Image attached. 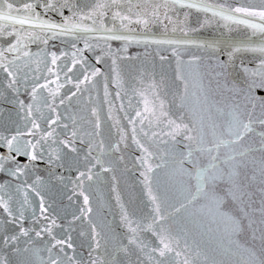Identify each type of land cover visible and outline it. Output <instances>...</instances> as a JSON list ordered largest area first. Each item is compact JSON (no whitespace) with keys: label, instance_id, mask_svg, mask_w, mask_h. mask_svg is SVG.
<instances>
[{"label":"water","instance_id":"water-1","mask_svg":"<svg viewBox=\"0 0 264 264\" xmlns=\"http://www.w3.org/2000/svg\"><path fill=\"white\" fill-rule=\"evenodd\" d=\"M9 2L15 8L22 7L26 0ZM27 2L35 3L43 18L61 22L56 13L43 16L39 7L42 0ZM197 2L216 10L223 5L224 15H236L249 23L237 24L214 16L212 11L176 6L177 14L169 11L172 22L167 29L159 23L147 28L132 24L135 31L122 30L130 37L127 42L105 41L101 38L108 35L105 32L77 31L58 35L47 44L23 39L16 51H5L0 56V64L14 71L20 81V91L14 94L7 89L11 78L0 68V136L10 138L17 129L24 133L19 137L22 154L12 155L20 165H28L12 175L7 169L14 171L15 165L6 163L5 171L0 172V264H51L53 259L57 264H244L253 258V252L255 258H261L264 149L260 140L264 125L259 120L264 119V89H249L246 81H259L260 77H250L241 67L243 61L249 73L256 72L260 54H240L229 68L230 75H218L222 69L215 58L209 59L210 52L185 41L218 40L222 48H227L252 33L257 34L253 36L257 40L264 20L228 9L250 7L259 11L264 0ZM151 3L163 4V0ZM171 8V0L166 8L161 7V20L163 12ZM0 11L9 10L5 5ZM63 11L65 16L72 15L67 9ZM73 22L100 27L99 22L93 25L91 20ZM5 23L0 21V26ZM105 23L112 27L110 18ZM115 23L119 28L120 22ZM200 23L205 26L199 32L188 31ZM252 24L257 27L252 28ZM182 28L188 31L187 36ZM33 31L42 39L52 35ZM85 41L93 47L86 48ZM9 42H14V37L0 38V51ZM77 49L83 59L80 54L73 57ZM52 53L58 57L56 65L51 63ZM97 57H102L99 63ZM13 60L14 64L9 65ZM227 60V55L219 56V61ZM94 69H99V74L92 76ZM86 75L88 81L84 80ZM42 84L47 88L33 100V86ZM17 95L25 105L32 106L30 114L26 107L20 109L14 99ZM145 97L154 101L155 116L144 113ZM161 102L169 117H182L178 123L195 126L204 143L189 141L183 133L175 139L168 135L167 118L160 116ZM137 111L148 115L151 125L148 120L141 124ZM233 113L240 115L244 123L249 122L251 113L253 121V131L237 145L227 143L234 139L227 130ZM157 117L163 122L157 123ZM33 122L39 127L34 128ZM217 136L225 141L218 152L212 143ZM0 145V155H8L6 143L0 140ZM33 145L40 157L34 162L23 154L31 153ZM200 148H212V155L219 156L215 161L221 170L215 185L221 196L219 207L225 215L242 221L244 228L238 235L226 229L214 206L196 192L193 160L196 168L210 163L207 152ZM241 152L245 154L239 155ZM233 156L235 160L230 159ZM233 179L241 185L235 196L230 192ZM42 204L46 212L41 211ZM14 235L17 240L5 244L4 238ZM162 239L173 249L163 257L159 254ZM57 240L66 243L57 244Z\"/></svg>","mask_w":264,"mask_h":264},{"label":"snow or ice","instance_id":"snow-or-ice-1","mask_svg":"<svg viewBox=\"0 0 264 264\" xmlns=\"http://www.w3.org/2000/svg\"><path fill=\"white\" fill-rule=\"evenodd\" d=\"M84 6H81V0H64L63 3H61V0H42V4L39 5L43 9V16H47L49 12L56 13L61 17V22H55L53 20L45 19L42 17V13L39 11H36L37 5L33 2H24L22 4V7H15L14 4L9 2V0H0V9L3 8V6L6 5L7 9L9 10L7 13H4L3 11H0V21H5L6 23L3 26H0V38H7V37H14V42H9L6 49L3 51H0V56L4 55V52L7 51L9 53L14 52L17 50L18 45H21L23 39H27L32 43H36L37 41H40L44 44L48 43L49 39L56 38L58 35L63 34H71L74 32H83V33H90V32H105L108 33L107 36L101 37L105 41L108 40H122V41H129L130 37L125 36L122 34L123 31L133 32L135 31L134 28L130 27L132 24L136 25H143L144 28H147L149 24H162L165 29H167L168 24L171 23V17L169 16V11H171L174 15L176 13V6H179L180 8H189V9H197L202 10L203 12L207 13L209 11L213 12V15H220L225 20H232L233 22L237 24H248L249 21L246 19H241L236 15H224V7L223 5L217 6L218 10L210 8L208 5L203 4L202 2H197V0H188L187 3L184 2V0H171V4L173 8L168 9L167 11L163 12V20L160 19V9L161 7H167L169 4V0H163V4L159 3H151V0H83ZM90 5V6H89ZM151 5V11L148 10V6ZM64 9H67L69 12L72 13L71 16H65L64 15ZM135 9V11H134ZM15 12V14H13ZM228 12L241 14L244 17H255L259 16L262 20H264V7H262L259 11L252 9L250 7H236V8H229ZM187 15V14H186ZM135 17V19H133ZM107 18H110V22L112 23V27H107L105 20ZM83 21V20H91L93 25H96L99 22L100 27H90L87 25H84L83 23H75L73 21ZM116 21L120 22V27H116ZM167 21L168 23H165ZM27 26V27H25ZM205 25L203 23H200L197 27H191L188 29V31H191L193 33L199 32L202 27ZM252 28H256L257 25L252 24L250 25ZM34 29H39L41 32H50L51 36H45L43 39L41 36L36 35L34 33ZM23 30V32L21 31ZM59 30V31H57ZM175 30V29H173ZM184 31L185 36L188 35V31L185 29H181ZM259 35L257 37V40H253V36H256V33H252L251 35L246 36L242 40L234 41L230 43L227 48H222L221 43L218 40H204L202 42H197L193 40L185 41L186 43H194L197 47L204 49L206 51L210 52L209 59L215 58L218 61L219 67H221L222 72L218 73V75H224L228 76L230 75L229 68L232 67L235 64V60L238 55L243 53H259L260 54V63H259V69L256 72L249 73V69L243 65V61H241V67L243 68V71L247 74H249L250 77H256L259 76L260 79L257 81L256 79H249L246 81V84L249 89L252 87H259L261 89H264V26L259 27ZM24 33H28L27 36L24 35ZM158 43H179L177 41H159ZM85 47L88 49H91L93 46L88 44L87 41H85ZM110 47V46H109ZM73 48H75V44H73ZM77 54H80L81 59H83L81 50L77 49L76 52L72 53L73 57H76ZM24 55H29V53L25 52ZM114 55V54H113ZM220 55H227L228 60L227 61H219ZM52 60L51 63L53 65H56L58 57L55 53L51 54ZM16 59H19V57H16ZM102 57H97V63L100 62ZM161 59H164V57H161ZM115 63V61H113ZM13 61H9V65H13ZM0 68H3V70L7 73L8 77L11 79L8 81L7 89L11 90L14 94H18L20 89L17 86L20 81L16 78V73L14 71H11L8 66L4 64H0ZM49 72L52 71V69H48ZM71 71V69H69ZM99 74V69H94L92 72V76H95ZM39 79V78H37ZM85 81L89 80V77L86 75L84 77ZM187 85H185V88ZM47 88V84L42 85H34L31 92H32V99L35 100L37 97V94ZM77 91L80 90L79 84L76 86ZM141 96H143V93H141ZM14 99L16 103L19 105L20 109L23 110L25 107L29 110V114L31 113L32 106L25 105L23 100L18 99V95L14 96ZM156 99H159L158 95H156ZM63 99L60 101V103H63ZM152 104V108H149V104ZM144 113H149L151 116H155V103L154 101L150 102L145 97L144 98ZM160 116L167 118L166 126L169 129L168 135L172 136L173 139H175L176 135H179L180 133H183L185 138L189 141L198 142L199 144H203L204 140L203 137L200 134V131L193 127H189L188 124L185 123H178L177 120L182 121V117H177L176 119H172L168 116V113L163 111V102L160 103ZM144 113L137 111L135 113L136 117H142V119L139 121L141 124L144 123V120H148L149 124L151 125L152 120L149 119L148 115H145ZM231 119L227 122V130L228 133L234 137V139L228 141L227 143L231 145H237L241 141L245 139V136L248 133H251L253 131L251 124V113H249V122L244 123L240 119V115L238 114H230ZM130 123H135L133 120H129ZM163 121L157 117V123H162ZM52 123H56V121H52ZM259 123L264 125V119H260ZM33 127H39V125L35 124L33 122ZM143 131V129H141ZM133 132H135V129H133ZM196 132V135L193 136L191 133ZM34 135V133H31ZM24 135L23 132L19 131L17 129L16 135H12L10 138H6L3 136H0V140H3L6 143V146L9 150L8 155H0V172L5 171V165L6 163H12L15 165V170L13 171L12 168H8L7 171L11 172L12 175H17L21 172L22 168H27L28 165H20L19 162L16 160V156L22 154V149L20 147V140L19 137ZM51 135V133H49ZM147 135V133H145ZM153 135H156V133H153ZM73 136H75V133H73ZM133 139H135L133 137ZM40 141H37L39 143ZM137 144H139V141H135ZM71 143V142H70ZM213 147L219 151L220 147L225 144V141L220 139L219 136L216 137V139L212 142ZM2 146V145H0ZM28 145L25 144L24 147L26 148ZM260 146L262 149H264V133H261V140H260ZM141 148H143V145H140ZM75 150V149H73ZM201 152H207L210 163L206 167L196 168V161L193 160V167L195 168L196 175L195 179L197 180L196 185V192L197 194L207 200L210 204L214 206V210L216 211L217 216L221 219V221L225 224L226 229L230 230L232 235H238L240 231L243 230L244 225L241 220H238L235 217H229L224 214V212L220 209L219 205L221 204V196L218 192L216 185V179L221 174V170L218 168L215 161L219 159L218 155H212V148L204 149L200 148L198 149ZM144 151L147 153L148 150L145 148ZM247 151V149L245 150ZM15 153L16 156L12 155V153ZM25 155L29 156L30 161H37L40 157L37 156L35 152V146L33 145V151L31 153H23ZM245 153L241 152L239 155L243 156ZM148 155H151V153H148ZM188 156L192 157V152H188ZM230 159L235 160V156L231 157ZM181 163H183V159L181 160ZM151 171V168L148 169ZM261 174L264 175V161L261 162ZM81 176L84 175V173H80ZM230 178L232 174H229ZM90 178V177H89ZM232 189H230V192L233 196L236 195V190H238L239 187H241L238 180L233 179L232 180ZM225 195H228V193H225ZM153 199H155L153 197ZM196 196H192V200H195ZM85 203L87 204L88 198L87 196L84 197ZM191 203V200L189 201ZM184 207V205H182ZM5 209H7V206L5 205ZM41 211L46 212L47 209L43 207V204L41 205ZM157 211H159V208L157 207ZM179 211V209H177ZM55 222L53 221V224ZM264 223V221H262ZM22 233L24 235H27V231L24 229H21ZM133 232H135V229H132ZM37 236L40 235V233H36ZM17 236H11V237H5L4 242L5 244L9 243L10 241L17 240ZM260 239L262 242V256L261 258L257 259L255 258V253H251V256L253 257L250 261H244V264H264V228L261 229L260 233ZM57 244H65L66 241L63 240H57ZM130 243H135L134 240H131ZM161 243L163 244V248L160 250V256L163 257L167 252H171L173 249L170 247L168 243H165L164 240H161ZM97 246H99V242L97 241ZM67 247L71 248L72 244L67 243ZM63 250V249H61ZM24 251H27L25 249ZM126 251V250H125ZM179 255V253H177ZM51 264H57V260L53 259L51 260ZM92 264H96L95 261L92 262Z\"/></svg>","mask_w":264,"mask_h":264}]
</instances>
